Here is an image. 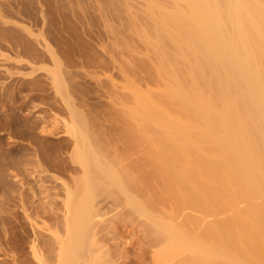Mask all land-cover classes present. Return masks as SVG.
Instances as JSON below:
<instances>
[{
    "label": "bare ground",
    "instance_id": "obj_1",
    "mask_svg": "<svg viewBox=\"0 0 264 264\" xmlns=\"http://www.w3.org/2000/svg\"><path fill=\"white\" fill-rule=\"evenodd\" d=\"M145 2L148 20L143 28L138 26L137 36L154 54L155 75L164 89L153 102L133 91L137 108H131L130 118L138 132L130 133L127 126L124 136L131 141L143 134L146 142L118 156L112 149L116 158L105 159L84 134L87 119L82 110L81 117L78 106L66 105L67 115L71 111L73 117L80 116V124L77 116L73 121L83 127L73 132L71 117L73 129L68 131L74 149L72 143L68 163L73 160L80 172L71 173V187L59 179L65 186L60 213L50 207L47 222L30 219L29 228L18 230L17 235L30 236L29 243L23 242L30 257L21 260L22 254L11 249L13 264H264V0ZM21 4L0 0V23L10 19L12 5L19 12ZM56 87L62 92L61 83ZM3 168L0 165V190L11 189Z\"/></svg>",
    "mask_w": 264,
    "mask_h": 264
},
{
    "label": "rangeland",
    "instance_id": "obj_2",
    "mask_svg": "<svg viewBox=\"0 0 264 264\" xmlns=\"http://www.w3.org/2000/svg\"><path fill=\"white\" fill-rule=\"evenodd\" d=\"M19 1L22 3V8L18 12L15 7L14 9L12 8L14 6L12 5V7H10V12L12 11L9 15L11 16L10 19L14 17L12 20L16 19L19 24L28 26L29 28H27L30 29L32 33L24 29H19L18 23L14 25L11 23L10 19L9 21L5 18L7 22L3 24L0 23V142L2 143H0V165L4 166L3 173L6 176L5 180L13 185L11 189L2 188L0 190V198L2 199L3 197L2 200L0 199V203L2 202V205H0V223L1 221L3 222L0 224V264H13V260L10 261V259H12L10 254H13L11 253V249H14L13 251L16 250V252L18 251L17 254L19 255L22 254V256H19L21 260L30 257V255H28V249L26 248L29 243L27 239H29L30 236L17 235L19 233L18 230H21L23 227L29 228L31 225L28 227V224L32 221H34L32 223H42L41 220L43 219L47 222L48 219L46 215L48 209L51 207L52 210L55 208L57 211V208H61L60 205L62 202L60 201L63 199V187L65 186L63 184L60 185L59 179L67 183V186L70 184L71 187L73 185H71V182H73L71 178L73 176L71 178L70 176L74 174L78 175V172H80L78 164H73V160L71 161L72 164H70L71 162L68 163L71 158L68 157L73 153L74 149V143L72 142L73 136L71 135L72 133L70 134V131H68L70 127L69 122L70 119H72L71 117H73V113H70V111L67 115L69 110L66 105L70 106L71 104L69 103L71 102L75 109L78 106V110L76 111H78L79 114L82 110V114H84L83 117L87 120L85 121L84 118L82 119H84V123H86L85 125L89 129L88 132H86L87 128L85 129L86 126L83 124L85 129V132H83L87 135L88 141L90 140L89 143L93 144L95 142L96 144L94 143L93 145L96 147L92 144L91 146L96 153H101L102 156L105 154V157L106 155H110L107 157L108 159L110 157L112 159L114 156L120 155L121 152V154H124L129 146H135L137 144V147H142L147 139V137H144L145 135L143 136L142 130H140L141 133H139V136L142 134V137L131 138V141H128L124 136V132L127 129L129 132L131 129L130 133L133 132V134L138 132V130L135 129L133 118H130L131 108H137V104H133L134 100H132L134 92L136 93L135 95H137V93L146 94L148 100L153 102V99H155L154 96H156L155 94L157 93L161 97L162 90L164 89L162 84L163 81L156 76L157 74L155 75L156 58L152 56L154 54L147 51L149 47L144 43L145 40H142L143 37L137 36V32L140 33L139 27L143 28L148 20V10L146 9L147 4L145 0ZM3 10L8 12V10ZM135 29L137 30L135 31ZM42 39L43 41H40ZM45 41L47 47H45V43H42ZM50 69L53 72H51ZM122 69L125 74L121 73ZM125 75H127V77ZM57 77H59L60 80L59 78L57 79ZM130 77L133 80L129 79ZM53 78L56 79V81L54 80L56 83L58 81V86L59 83H61L63 87L62 92L67 93L65 97L63 96L64 98L67 96V100L63 98L67 104H65V102L63 103L61 97L62 92L59 90L61 92L60 94L58 91V89L61 88L56 87V83L52 81ZM131 80L133 81L132 83ZM128 82L133 86H130ZM135 86L139 89H136ZM129 89L132 90V94ZM117 90L118 92L116 94ZM128 92L130 93L128 94ZM131 95L133 96L132 98ZM158 95L156 97L160 98ZM121 108H123V110ZM75 114H77V112L74 113V116ZM125 114H128L129 119L133 122L128 120ZM76 116L78 117V115ZM76 116L73 117L71 121L75 120ZM80 116L82 117L81 114ZM7 120L10 125H7ZM80 120L79 118L77 121L79 124ZM124 120L126 121L124 122ZM77 122H74L76 129L73 130L76 134L80 132L79 130L76 131L77 129L83 128L82 126L80 127L79 124L77 127ZM121 124H125V126L123 125L122 127ZM66 127L67 130L64 129ZM72 127L73 126L70 128ZM120 128H124L123 132ZM72 129L70 130L72 131ZM93 133L96 134L93 135ZM89 136L91 139H89ZM139 138L142 140H140L141 142ZM72 143L73 149L69 154L67 150H70L69 148L71 147L69 146H72ZM132 143L133 145H131ZM97 144L99 146H97ZM112 149L116 151L112 152ZM107 150H109V152H107ZM34 152L37 154H33ZM110 152H112L114 156H112ZM33 155L37 157L34 158ZM101 155H99V157ZM125 156L126 155H124L123 158H125ZM105 157L103 156V158ZM107 157L105 159H107ZM37 158H39L38 160L40 161H38ZM34 161L39 163L40 170L38 163L36 165L37 168H33L36 164ZM124 161H126V159ZM29 165H31L30 168ZM18 166L25 168L27 172L20 173ZM72 172L74 174H71ZM68 181H70V183ZM23 184L32 187L31 190H25ZM17 187H19V189ZM16 190L18 192L20 191V195L18 196H21V198H18V192ZM30 192H32V194ZM21 193H23L25 197H23ZM18 199H21L20 204L17 203L19 202ZM22 201L23 203H21ZM46 201H48L50 205ZM3 202L4 204L7 203V206L4 205ZM39 202L40 205L38 204ZM2 208L4 209L2 210ZM25 208L27 212L24 211ZM21 209H23V211ZM57 212L60 213V211ZM28 213L30 214L28 215ZM118 227L120 228V225ZM2 234L5 237H2ZM13 236H16V241ZM1 237L6 241V244L8 242L9 244L12 243V246L7 244L11 246L10 250L9 247L3 243ZM26 240L28 242L27 244H25ZM16 245L18 246L15 247ZM20 247L21 250H19ZM23 248L27 250L25 251ZM3 250L4 252H2Z\"/></svg>",
    "mask_w": 264,
    "mask_h": 264
}]
</instances>
